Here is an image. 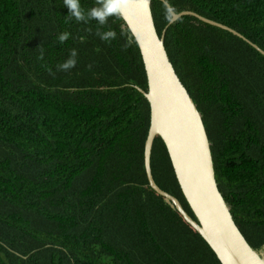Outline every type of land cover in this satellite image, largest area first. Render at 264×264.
<instances>
[{
    "label": "trees",
    "instance_id": "1",
    "mask_svg": "<svg viewBox=\"0 0 264 264\" xmlns=\"http://www.w3.org/2000/svg\"><path fill=\"white\" fill-rule=\"evenodd\" d=\"M169 3L264 51V0ZM80 4L85 12L98 6ZM151 9L161 36L170 21L161 1ZM68 15L64 0H0V264H221L149 186L150 105L136 89L148 82L124 20L100 27ZM98 28L116 38L102 40ZM64 32L71 35L61 44ZM73 48L76 66L58 71ZM165 48L202 115L233 219L264 251V56L191 16L167 28ZM151 168L196 220L159 136Z\"/></svg>",
    "mask_w": 264,
    "mask_h": 264
},
{
    "label": "water",
    "instance_id": "2",
    "mask_svg": "<svg viewBox=\"0 0 264 264\" xmlns=\"http://www.w3.org/2000/svg\"><path fill=\"white\" fill-rule=\"evenodd\" d=\"M151 2L129 0L120 15L138 45L147 76L148 90L136 89L150 105V128L144 152L149 186L182 215L221 264H264V251L253 249L247 242L218 188L211 142L202 115L170 61L165 35L172 23L182 16H191L237 36L263 56L264 51L230 27L189 11L174 12V22H170L159 36ZM158 136L167 147L178 183L196 220L176 197L161 189L154 180L151 156Z\"/></svg>",
    "mask_w": 264,
    "mask_h": 264
},
{
    "label": "clouds",
    "instance_id": "3",
    "mask_svg": "<svg viewBox=\"0 0 264 264\" xmlns=\"http://www.w3.org/2000/svg\"><path fill=\"white\" fill-rule=\"evenodd\" d=\"M161 2L165 11V18L170 22H174V10L169 0H161ZM128 3L129 0H97L98 6L85 12L80 4V0H64V5L69 9L68 16L70 18H74L78 23H88L95 20L100 27L107 25L110 17L121 15L122 9ZM70 35L68 32L61 33L58 35V41L63 44L70 38ZM96 35L106 42H111V40L116 38L115 31H101L100 28L97 29ZM81 42H84L83 37H81ZM125 46L127 47L128 45L126 44ZM77 56L78 50L75 48L71 49L69 58L64 63L57 65V70L67 72L73 69L77 64ZM40 59H43V51H41Z\"/></svg>",
    "mask_w": 264,
    "mask_h": 264
}]
</instances>
